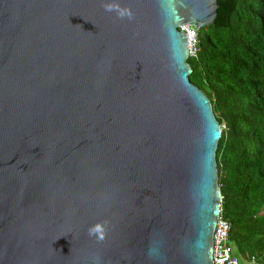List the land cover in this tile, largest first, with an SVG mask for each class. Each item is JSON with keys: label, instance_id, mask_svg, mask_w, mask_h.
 I'll use <instances>...</instances> for the list:
<instances>
[{"label": "water", "instance_id": "water-1", "mask_svg": "<svg viewBox=\"0 0 264 264\" xmlns=\"http://www.w3.org/2000/svg\"><path fill=\"white\" fill-rule=\"evenodd\" d=\"M219 18L0 0V264H212L221 127L178 28Z\"/></svg>", "mask_w": 264, "mask_h": 264}, {"label": "trees", "instance_id": "trees-1", "mask_svg": "<svg viewBox=\"0 0 264 264\" xmlns=\"http://www.w3.org/2000/svg\"><path fill=\"white\" fill-rule=\"evenodd\" d=\"M220 18L198 30L189 80L221 127L216 151L221 216L241 264H264V0H216Z\"/></svg>", "mask_w": 264, "mask_h": 264}, {"label": "built area", "instance_id": "built-area-1", "mask_svg": "<svg viewBox=\"0 0 264 264\" xmlns=\"http://www.w3.org/2000/svg\"><path fill=\"white\" fill-rule=\"evenodd\" d=\"M187 39V56L195 58L198 54V30L189 24L180 25L178 28ZM230 225L221 216V211L216 223L213 240L212 264H241L232 254V248L228 243Z\"/></svg>", "mask_w": 264, "mask_h": 264}, {"label": "clouds", "instance_id": "clouds-1", "mask_svg": "<svg viewBox=\"0 0 264 264\" xmlns=\"http://www.w3.org/2000/svg\"><path fill=\"white\" fill-rule=\"evenodd\" d=\"M103 7L105 11L107 12H115L119 18H123L126 14L128 15L129 18H131V13L127 12V10L122 9L119 3L117 2H110V3H104ZM98 229H89V235L93 234L94 231Z\"/></svg>", "mask_w": 264, "mask_h": 264}, {"label": "crops", "instance_id": "crops-1", "mask_svg": "<svg viewBox=\"0 0 264 264\" xmlns=\"http://www.w3.org/2000/svg\"><path fill=\"white\" fill-rule=\"evenodd\" d=\"M247 264H251V263H247Z\"/></svg>", "mask_w": 264, "mask_h": 264}]
</instances>
